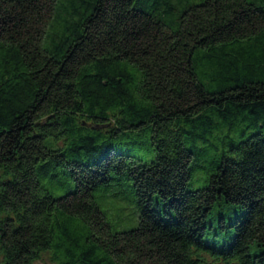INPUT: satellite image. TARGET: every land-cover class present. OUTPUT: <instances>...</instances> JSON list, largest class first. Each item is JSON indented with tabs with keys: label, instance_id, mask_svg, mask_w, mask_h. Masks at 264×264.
<instances>
[{
	"label": "trees",
	"instance_id": "trees-1",
	"mask_svg": "<svg viewBox=\"0 0 264 264\" xmlns=\"http://www.w3.org/2000/svg\"><path fill=\"white\" fill-rule=\"evenodd\" d=\"M0 264H264V0H0Z\"/></svg>",
	"mask_w": 264,
	"mask_h": 264
},
{
	"label": "rangeland",
	"instance_id": "rangeland-1",
	"mask_svg": "<svg viewBox=\"0 0 264 264\" xmlns=\"http://www.w3.org/2000/svg\"><path fill=\"white\" fill-rule=\"evenodd\" d=\"M202 185V181H193L192 189H196ZM123 192L118 193L117 197H113V190L107 192L108 196H105L102 201H98L101 209L107 211V215L112 218V226L114 230L127 229L128 227H135L138 223V210L136 207L135 199L129 188L123 187ZM158 199L155 198V201ZM159 210L163 211L164 206L160 203ZM238 214L236 207L228 205L222 201L217 202L208 217V223L212 224L218 230V222L220 217H225L227 223L234 220V217ZM232 229V228H231ZM46 258H44L45 260Z\"/></svg>",
	"mask_w": 264,
	"mask_h": 264
}]
</instances>
